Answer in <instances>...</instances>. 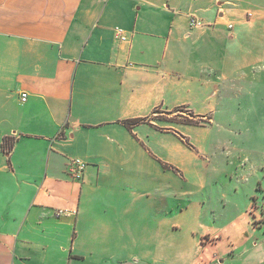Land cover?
Returning a JSON list of instances; mask_svg holds the SVG:
<instances>
[{"label": "crops", "instance_id": "0c3cea01", "mask_svg": "<svg viewBox=\"0 0 264 264\" xmlns=\"http://www.w3.org/2000/svg\"><path fill=\"white\" fill-rule=\"evenodd\" d=\"M231 1L0 0V264H264L258 199L215 209L180 112L213 128L226 47L264 20Z\"/></svg>", "mask_w": 264, "mask_h": 264}, {"label": "rangeland", "instance_id": "374dc122", "mask_svg": "<svg viewBox=\"0 0 264 264\" xmlns=\"http://www.w3.org/2000/svg\"><path fill=\"white\" fill-rule=\"evenodd\" d=\"M231 2L246 9L249 19L252 10L264 14V0ZM226 50L231 57V73L219 86L217 107L210 115L216 120L213 128H209L208 118L194 119L188 108L180 109L187 117L186 122L192 124V136L211 138L204 145L210 160L204 164L199 161L190 170L206 173L208 190L219 212L227 216L244 211L253 194L258 201L254 200L249 207V214L264 221V20L252 28L244 27L239 39ZM223 144L236 150L227 157ZM224 194L227 199L223 198ZM262 226L264 229V222Z\"/></svg>", "mask_w": 264, "mask_h": 264}, {"label": "built area", "instance_id": "2783aa9c", "mask_svg": "<svg viewBox=\"0 0 264 264\" xmlns=\"http://www.w3.org/2000/svg\"><path fill=\"white\" fill-rule=\"evenodd\" d=\"M200 24V21L198 18L190 14L189 15V25L190 26H198ZM232 25L228 24V28H231ZM115 34L121 39L124 40L125 36H123V30L119 27L114 28ZM21 101H25L27 94L25 92H22L20 94ZM87 167V162L79 159V158H71L67 164V174L74 180H79L83 177L85 168ZM65 210L57 209L56 214H62Z\"/></svg>", "mask_w": 264, "mask_h": 264}, {"label": "trees", "instance_id": "16d2710c", "mask_svg": "<svg viewBox=\"0 0 264 264\" xmlns=\"http://www.w3.org/2000/svg\"><path fill=\"white\" fill-rule=\"evenodd\" d=\"M138 122L137 120H126L124 121L125 125L130 128L134 123ZM10 146H11V143L8 142L7 139L4 140L3 144H2V149L3 151L7 152L10 150Z\"/></svg>", "mask_w": 264, "mask_h": 264}]
</instances>
